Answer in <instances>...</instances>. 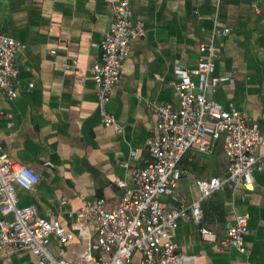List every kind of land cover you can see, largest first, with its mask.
Here are the masks:
<instances>
[{"label":"crops","instance_id":"crops-1","mask_svg":"<svg viewBox=\"0 0 264 264\" xmlns=\"http://www.w3.org/2000/svg\"><path fill=\"white\" fill-rule=\"evenodd\" d=\"M127 1L132 20L143 21L146 34L131 41L112 92L109 109L122 127L118 131L101 118L91 72L113 24L110 4L0 0V34L24 44L17 58L18 96L10 100L0 91V139L12 160L41 175L32 190L17 188L19 204L33 205L39 216L56 218L70 230L84 199L102 197L111 205L120 201L125 190L116 180L132 185L125 166L132 148L139 157L131 168L152 160L147 149L157 120L152 106L179 105L175 70L198 63L204 55L201 45L211 40L214 27L231 29L215 39V74L229 79L211 96L257 122L264 136V0ZM258 153L263 166L254 172L253 190L226 187L202 203L203 225L215 231L216 241L203 240L190 216L172 231L184 264H264V141ZM228 164L222 140L213 153L190 149L180 162L182 177L162 202L168 209L193 202L196 180L224 175ZM241 214L249 216L244 251L225 241L227 228ZM74 233L65 244L52 239L50 249L57 258L76 261L94 241L92 223ZM0 264H37V257L23 250L1 255Z\"/></svg>","mask_w":264,"mask_h":264},{"label":"built area","instance_id":"built-area-1","mask_svg":"<svg viewBox=\"0 0 264 264\" xmlns=\"http://www.w3.org/2000/svg\"><path fill=\"white\" fill-rule=\"evenodd\" d=\"M106 1L113 11V24L100 43L101 55L91 72L104 124L122 131L109 103L121 80L131 41L145 36L146 27L143 21L132 20L127 0ZM230 32V28L214 27L211 40L201 45L204 55L198 63L190 68H176L179 105L160 102L152 106L157 118L147 140L152 160L131 168L139 152L135 148L130 150L125 166L130 168L132 185L117 178L116 185L125 190L120 201L111 205L102 197L84 199L73 229L92 223L94 241L76 261L59 259L50 249L54 237L63 244L73 241L74 230L67 229L56 218L39 216L33 205L19 204L17 188L32 190L41 175L31 166L12 160L0 139V256L31 250L37 264H184L172 231L189 216L199 224L203 240L216 241L215 231L203 225L202 203L226 187L243 185L253 190L254 172L263 166L258 149L264 136L259 124L250 123L245 113L226 109L211 96L220 83L229 79L215 74V39ZM23 48L22 41L0 34V91L10 100L19 94L17 58ZM219 140L229 158L226 173L198 178L193 202L168 209L161 198L170 194L182 177L180 162L186 153L192 148L213 153ZM66 202L63 198L62 203ZM249 232L248 214L238 215L227 228L225 241L244 251ZM137 253L141 256L135 260Z\"/></svg>","mask_w":264,"mask_h":264}]
</instances>
